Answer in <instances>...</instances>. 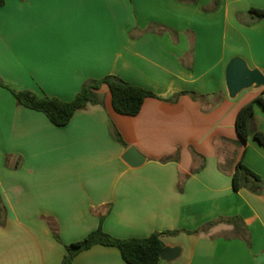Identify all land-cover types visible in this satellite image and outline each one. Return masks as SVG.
Returning a JSON list of instances; mask_svg holds the SVG:
<instances>
[{"label": "crops", "instance_id": "1", "mask_svg": "<svg viewBox=\"0 0 264 264\" xmlns=\"http://www.w3.org/2000/svg\"><path fill=\"white\" fill-rule=\"evenodd\" d=\"M251 9L264 0H6L10 89L72 101L115 76L155 97L121 115L103 85L101 104L58 127L0 86V264H62L67 245L100 227L118 239L161 234L181 251L159 264H264V194L232 181L242 158L264 184V148L236 128L253 102L251 133H264V87L230 99L225 82L237 56L264 74V18ZM130 147L143 166L125 163ZM73 264L129 263L95 245Z\"/></svg>", "mask_w": 264, "mask_h": 264}, {"label": "trees", "instance_id": "2", "mask_svg": "<svg viewBox=\"0 0 264 264\" xmlns=\"http://www.w3.org/2000/svg\"><path fill=\"white\" fill-rule=\"evenodd\" d=\"M5 2L6 0H0V7L4 6ZM250 13L264 18V10L251 9ZM103 85L109 87L113 107L121 115L137 116L141 112L145 100L150 97H155L153 93L115 76H107L85 84L72 101H62L58 98L39 96L26 90L17 91L10 89L0 79V86L7 87L19 105L44 113L58 127L67 125L74 114L84 109L87 105L101 104V99L96 93V90ZM258 101L264 105V97H260ZM253 116L254 103L250 102L242 107L238 113L236 121L237 132L244 143L253 135V138L264 148V133H251L250 122ZM119 140L121 141L120 136ZM232 181L235 191L248 189L259 194L264 186L261 177L245 166L242 158L237 164ZM225 221L235 225L237 224L234 218ZM161 236V234L155 233L144 239H118L107 234L100 227L98 230L91 232L86 238L67 245V255L62 264H73L77 254L95 245L118 248L123 259L129 264H159L161 261V252L165 248ZM55 238L59 240L56 233Z\"/></svg>", "mask_w": 264, "mask_h": 264}, {"label": "water", "instance_id": "3", "mask_svg": "<svg viewBox=\"0 0 264 264\" xmlns=\"http://www.w3.org/2000/svg\"><path fill=\"white\" fill-rule=\"evenodd\" d=\"M225 82L229 98L235 99L245 90L263 88L264 74L258 69L251 68L244 58L237 56L231 59L227 65ZM123 160L133 168H139L147 162V158L134 147H130L126 151ZM261 193L264 194V186ZM180 251V248L177 247H166L161 252V259L172 261L179 256Z\"/></svg>", "mask_w": 264, "mask_h": 264}]
</instances>
